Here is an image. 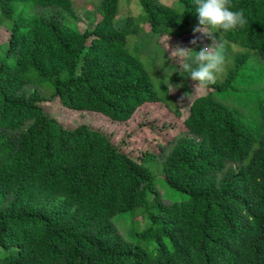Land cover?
Listing matches in <instances>:
<instances>
[{
  "label": "trees",
  "instance_id": "obj_1",
  "mask_svg": "<svg viewBox=\"0 0 264 264\" xmlns=\"http://www.w3.org/2000/svg\"><path fill=\"white\" fill-rule=\"evenodd\" d=\"M23 1L55 12L4 26ZM178 1L182 14L140 0L155 34L193 33V0ZM119 3L102 0L101 17L81 31L65 22L80 21L74 0H0V35H9L0 46L7 56L0 62V264H264V106L257 134L211 94L199 95L184 129L138 159L104 132L65 128L42 107L58 98L70 110L127 123L143 107L174 100L157 94L129 49L132 16L118 19ZM230 8L242 9L247 24L224 38L264 61V0H230ZM249 57L239 54L228 79L213 87L247 80ZM155 161L165 187L181 195L167 205Z\"/></svg>",
  "mask_w": 264,
  "mask_h": 264
},
{
  "label": "rangeland",
  "instance_id": "obj_2",
  "mask_svg": "<svg viewBox=\"0 0 264 264\" xmlns=\"http://www.w3.org/2000/svg\"><path fill=\"white\" fill-rule=\"evenodd\" d=\"M102 0H74L75 9L80 17L79 23L66 18L65 22L74 26L81 31L87 28H93L92 24L101 17L99 4ZM160 3L176 9L182 14L183 7L178 0H159ZM15 16L3 22L6 27H11L15 19L23 18L32 20L39 16H48L55 9L46 10L45 8L36 7L30 1H23L15 4ZM143 15V16H142ZM132 16L130 26L133 28L128 37V47L136 55L140 57L143 64L152 76L153 83L157 94L164 100L170 96L174 98L167 100L168 104L163 103L148 105L141 110L127 123L113 122L105 116L94 112H76L61 105L58 98L44 102L42 107L47 114L56 118L65 128L75 129L81 125H88L93 129L100 130L107 134L112 142L122 148L131 158H141L144 152L158 151L161 144H165L166 140H172L176 134L184 129L183 119L189 114L190 106L195 97L199 95L211 94L214 100L230 110L236 111L243 120L248 123L253 130L260 134L263 130L261 121V107L264 106V61L256 59L254 51H248L237 43L228 41L225 46L224 55L225 63L223 70L217 74L216 82L213 85H221L229 77L230 71L235 66V59L239 54L250 53L245 71L242 75L247 76V80L237 81L236 85L225 87V90H216L208 85L201 89L197 95L189 94V98L185 97V93L194 92L193 82L190 77L180 75V64L173 58L169 57L168 45L173 48L177 45L191 48L195 51L201 50L204 46H211L213 40L219 41L221 33L215 32L211 37L202 33H190L182 38H175L169 35L164 36L154 33L150 27L147 18L143 14L140 0H120L118 19L121 17ZM119 23V21H117ZM164 29V28H161ZM204 38V39H203ZM9 35L2 33L0 35V46L8 43ZM193 39L197 40L196 44H192ZM226 40V39H225ZM5 48H0V62L7 56L4 53ZM187 75V73H183ZM55 81V80H54ZM235 86V88H233ZM218 89V88H217ZM51 92L47 89L48 96ZM182 98H184L182 100ZM176 102V103H175ZM177 105L182 116H177L172 108ZM150 124L159 125L161 128L150 127ZM172 127V130L169 128ZM160 161V159H158ZM151 170L157 182V188L164 198V203L170 202L181 197L179 192H172L165 187V178L163 171L159 169L157 161L151 165ZM144 210L137 209L136 215H140ZM129 212L127 222L133 226ZM122 236L128 239L129 229L125 223L116 220ZM136 227H142V223L136 222ZM154 241L143 242L142 247H151Z\"/></svg>",
  "mask_w": 264,
  "mask_h": 264
},
{
  "label": "clouds",
  "instance_id": "obj_3",
  "mask_svg": "<svg viewBox=\"0 0 264 264\" xmlns=\"http://www.w3.org/2000/svg\"><path fill=\"white\" fill-rule=\"evenodd\" d=\"M193 4L198 17V25L193 32L205 36L220 32L221 36L219 41L214 39L211 46L206 45L199 51L180 45L174 48L168 45L169 57L180 64V75L190 77L195 82L194 92L185 93L186 98H189V94H199L201 89L216 82L217 74L223 70L225 63L224 49L228 44L225 34L247 24L244 11L231 10L230 0H193ZM191 43L196 44L197 40L193 39Z\"/></svg>",
  "mask_w": 264,
  "mask_h": 264
},
{
  "label": "crops",
  "instance_id": "obj_4",
  "mask_svg": "<svg viewBox=\"0 0 264 264\" xmlns=\"http://www.w3.org/2000/svg\"><path fill=\"white\" fill-rule=\"evenodd\" d=\"M97 20H98V19H97ZM95 23H96V22H94V24H92L93 27H94Z\"/></svg>",
  "mask_w": 264,
  "mask_h": 264
}]
</instances>
